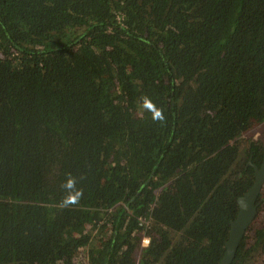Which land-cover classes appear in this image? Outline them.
<instances>
[{
  "label": "trees",
  "instance_id": "obj_1",
  "mask_svg": "<svg viewBox=\"0 0 264 264\" xmlns=\"http://www.w3.org/2000/svg\"><path fill=\"white\" fill-rule=\"evenodd\" d=\"M262 123L264 0H0V264H218Z\"/></svg>",
  "mask_w": 264,
  "mask_h": 264
},
{
  "label": "water",
  "instance_id": "obj_2",
  "mask_svg": "<svg viewBox=\"0 0 264 264\" xmlns=\"http://www.w3.org/2000/svg\"><path fill=\"white\" fill-rule=\"evenodd\" d=\"M251 163V161H250ZM256 169L253 185L238 198V213L230 222L229 235L225 242V253L218 264H233L241 242L258 214V197L264 185V161L261 169Z\"/></svg>",
  "mask_w": 264,
  "mask_h": 264
},
{
  "label": "clouds",
  "instance_id": "obj_3",
  "mask_svg": "<svg viewBox=\"0 0 264 264\" xmlns=\"http://www.w3.org/2000/svg\"><path fill=\"white\" fill-rule=\"evenodd\" d=\"M142 106L144 109L152 113V119L163 123L165 121L164 109L158 108L154 102L147 96L142 98ZM65 179L61 182L60 187L67 192V195L61 197L59 206L61 208H70L78 205L84 196V189L77 187V178L71 172H66Z\"/></svg>",
  "mask_w": 264,
  "mask_h": 264
},
{
  "label": "rangeland",
  "instance_id": "obj_4",
  "mask_svg": "<svg viewBox=\"0 0 264 264\" xmlns=\"http://www.w3.org/2000/svg\"><path fill=\"white\" fill-rule=\"evenodd\" d=\"M251 137L252 139H258L264 142V123L257 125L252 130L248 131L245 138ZM264 187V186H263ZM260 224H264V209L260 215ZM251 259H247V263H250ZM256 264H264V253L261 255L260 260Z\"/></svg>",
  "mask_w": 264,
  "mask_h": 264
},
{
  "label": "flooded vegetation",
  "instance_id": "obj_5",
  "mask_svg": "<svg viewBox=\"0 0 264 264\" xmlns=\"http://www.w3.org/2000/svg\"><path fill=\"white\" fill-rule=\"evenodd\" d=\"M263 161H264V160H263ZM262 164H263V162H262L261 165L259 166V165L253 163V165H257L259 169H261ZM253 167H254V166H253ZM254 171H255V178H256V169H255V168H254ZM254 181H255V179H254ZM253 183H254V182H253ZM252 185H253V184H252ZM252 185H251V186H252ZM263 186H264V185H263ZM249 188H250V187H249ZM262 190H263V189H262ZM261 192H262V191H261ZM259 197H260V194H259ZM259 197H258V199H259ZM241 243H242V242H241ZM239 248H240V247H239Z\"/></svg>",
  "mask_w": 264,
  "mask_h": 264
}]
</instances>
